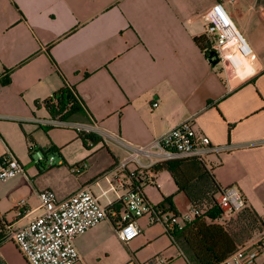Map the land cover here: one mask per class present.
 I'll return each mask as SVG.
<instances>
[{"label":"crops","instance_id":"0c3cea01","mask_svg":"<svg viewBox=\"0 0 264 264\" xmlns=\"http://www.w3.org/2000/svg\"><path fill=\"white\" fill-rule=\"evenodd\" d=\"M215 1L0 0V158L11 153L23 168L0 179V239L40 213L39 191L64 199L86 188L109 212L75 238L74 264H153L154 256L190 264L165 225L146 215L136 218L138 236L124 242L117 233L124 208L111 189L127 154L117 137L144 145L189 118L225 149L210 154L209 172L183 190L169 171L154 172L146 200L170 197L176 213L197 204L206 214L217 191L235 185L249 208L264 211V0L222 1L253 54L232 70L209 56L203 13ZM65 82L82 102L67 120L91 117L110 136L93 142L72 127L36 122L49 119L43 102ZM32 148L54 154L55 163H36ZM132 171L129 164L125 174ZM0 264L28 263L0 240Z\"/></svg>","mask_w":264,"mask_h":264},{"label":"built area","instance_id":"2783aa9c","mask_svg":"<svg viewBox=\"0 0 264 264\" xmlns=\"http://www.w3.org/2000/svg\"><path fill=\"white\" fill-rule=\"evenodd\" d=\"M222 1L216 0L204 11L205 33L212 40V50L217 53L219 62L222 61L236 69L235 57L246 58L252 57L253 54L235 28ZM157 104L153 102L152 106ZM69 106L70 104L61 113L50 116L49 119L36 118V122L46 121L54 125L69 126L80 135L99 137L107 134L99 122L91 117L85 121L64 119ZM116 139L127 151L118 161L117 171L111 183V189L118 194L124 208L122 223L117 230L124 242L132 240L140 233L136 224V218L140 216H148L150 222H162L169 232L174 228L182 229L194 217L205 214L197 204L191 205L182 213H174L166 207L152 205L143 193L146 186L155 183V173L152 170L155 163L184 158H196L206 162L210 154L225 149L224 146L212 144L208 136L198 133L191 118L144 145H131L118 137ZM31 155L36 163H55L54 154H46L39 148H32ZM129 164L134 165V171L126 175ZM79 169V166L74 168L77 171ZM22 171L21 164L11 153L0 158L1 180L10 179ZM38 197L40 213L27 224L8 229L0 240L15 244L28 264H74L79 259L75 238L106 219L109 210L101 206L97 197L86 188H81L64 199H59L54 190L46 188L38 192ZM213 204L221 210L215 221L222 224L227 214L239 212L247 206L243 194L235 185L219 189L213 198ZM259 215V236L250 244L239 246L235 252L216 264H255L256 257L264 252V211ZM151 261L153 264L166 263L160 256H154Z\"/></svg>","mask_w":264,"mask_h":264},{"label":"trees","instance_id":"16d2710c","mask_svg":"<svg viewBox=\"0 0 264 264\" xmlns=\"http://www.w3.org/2000/svg\"><path fill=\"white\" fill-rule=\"evenodd\" d=\"M204 39L205 35L193 37L195 43L200 47ZM43 103L51 116L61 113L70 104L67 114L64 115L65 118L63 117L64 119L82 111V102L79 95L66 82L50 97L46 98ZM81 137L90 139L93 142L97 140V136L94 135H81ZM152 170L153 172L169 171L176 181L178 190H183L189 183L209 172L206 162L196 158L157 162L152 166ZM158 206L166 207L176 213L172 207L170 197H165ZM106 209L108 210L109 207H106ZM243 210L251 216V219L258 220L260 223V215L249 208L248 205ZM220 214V208L214 206L208 213L196 216L190 222H187L182 229L174 228L169 231L190 264H216L231 255L240 246L223 224L215 222V218ZM0 228H5L2 218H0Z\"/></svg>","mask_w":264,"mask_h":264},{"label":"rangeland","instance_id":"374dc122","mask_svg":"<svg viewBox=\"0 0 264 264\" xmlns=\"http://www.w3.org/2000/svg\"><path fill=\"white\" fill-rule=\"evenodd\" d=\"M228 67L231 70L234 69L233 67H231V65H228ZM190 207L191 204L187 209H189ZM179 213L182 212L179 211ZM223 225L235 238L238 244H240V246L250 244L251 241L255 240L259 236V232L261 230V226L258 220L256 221L254 219H251V216L248 215L244 210L227 214L225 219L223 220ZM263 259L264 252L260 253L256 257L255 264H264Z\"/></svg>","mask_w":264,"mask_h":264},{"label":"bare ground","instance_id":"6f19581e","mask_svg":"<svg viewBox=\"0 0 264 264\" xmlns=\"http://www.w3.org/2000/svg\"><path fill=\"white\" fill-rule=\"evenodd\" d=\"M234 63L237 66V68H242L245 66L246 59L243 57H235L234 58Z\"/></svg>","mask_w":264,"mask_h":264},{"label":"water","instance_id":"95a60500","mask_svg":"<svg viewBox=\"0 0 264 264\" xmlns=\"http://www.w3.org/2000/svg\"><path fill=\"white\" fill-rule=\"evenodd\" d=\"M210 60L213 64L219 63V58L217 56V53L214 50H211L209 52Z\"/></svg>","mask_w":264,"mask_h":264}]
</instances>
